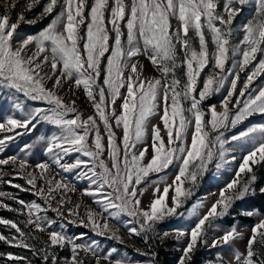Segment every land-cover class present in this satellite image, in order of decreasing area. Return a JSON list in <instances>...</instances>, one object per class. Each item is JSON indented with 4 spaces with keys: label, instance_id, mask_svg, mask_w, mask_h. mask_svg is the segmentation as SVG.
<instances>
[{
    "label": "snow or ice",
    "instance_id": "1",
    "mask_svg": "<svg viewBox=\"0 0 264 264\" xmlns=\"http://www.w3.org/2000/svg\"><path fill=\"white\" fill-rule=\"evenodd\" d=\"M249 2L47 0L38 19L55 12L50 23L38 34L21 39L18 28L25 21L24 13L41 0H27L15 19L12 12L19 7V0H5L0 11V89L14 90L48 107L26 110L18 103L15 107L22 118L9 116L0 122V131L22 128L30 132L37 124L46 122L58 132L39 138L45 141L50 162L33 167L27 158L0 159V184L33 192L43 201L26 202L0 191V197L16 200L22 206L11 208L0 201V208L25 215L24 224L31 229L25 232L18 222L0 218V225L18 233H0V242L30 249L34 256L41 257L42 264H87L88 255L95 257V264H130L125 258H114L116 248L99 255L95 242H76L86 233L71 237L53 225L64 229L66 220L79 223L99 236L123 243L118 229L109 221L119 222L127 216V224L131 225L129 235H143L147 242L157 223L185 215L178 210L194 195L198 176L207 171L214 159L218 161L217 169L230 163L226 156L233 149L226 145H250L234 179L221 189L207 212L202 216L199 213L202 201L188 209L189 215L198 218L195 226L189 232H177L175 238L189 237L179 264H190L198 244L206 243L207 227L212 221L225 216L235 200L254 192L253 165L264 162V125L225 137V132L236 129L250 117L264 114V0H257L255 18L245 25L243 38L239 43L233 42L238 5ZM149 67L158 75H148ZM49 81L51 88L47 87ZM226 84L220 110L216 105H205ZM61 91L64 95L59 94ZM77 92L86 96L94 109L92 114L85 115L77 107L76 99H65L69 93L76 97ZM153 118L160 123H153ZM4 145L5 140L0 139V152ZM74 153L79 155L71 163H62ZM53 165L66 172L85 169L79 175L94 187L84 190L82 196L92 198L99 211L81 203L73 204L68 194L77 189L65 178L57 179L58 172L51 175ZM4 166L14 170L30 187L5 180L12 172L5 171ZM171 172L175 175L168 183ZM242 174L247 178L243 179ZM186 182L190 185L187 188ZM149 188L152 199L144 207L142 198ZM65 213L73 219L68 220ZM35 233L48 237L41 241L43 246L39 249L28 243L41 240ZM163 235L167 237L169 233ZM243 238L244 234L233 227L213 240L211 246L223 248ZM66 247H70V258L61 260L57 250ZM233 255L235 264H264V218L252 226L245 251L234 249ZM0 257L6 261L27 259L2 252ZM209 264H224L223 257L218 256L216 262Z\"/></svg>",
    "mask_w": 264,
    "mask_h": 264
},
{
    "label": "rangeland",
    "instance_id": "2",
    "mask_svg": "<svg viewBox=\"0 0 264 264\" xmlns=\"http://www.w3.org/2000/svg\"><path fill=\"white\" fill-rule=\"evenodd\" d=\"M46 2L47 0H41V3L39 5L35 6L32 10L24 13L25 21L20 22V26L18 28V32L20 33L21 39L26 38L27 36L38 34L50 23L52 16L55 15V12L52 14V16H48L43 19H38L40 13L43 10V5ZM221 2L223 3V0H221ZM4 3L5 0H0V11H2V6L4 5ZM25 3H27V0H19V9L17 8L12 12L14 19L18 12L23 10V6ZM238 7L240 8V12L233 21L234 43H239V41L243 38L245 25H247L255 18L257 12V0H250L249 3L242 6L238 5ZM28 21L35 22L29 23ZM209 47L211 50V44L209 45ZM229 63H231V61ZM209 70L210 69H205V72H208ZM179 74L182 76V71ZM156 75H158V73H156ZM241 79H244L243 73L241 74ZM51 86L52 84L49 81L47 83V87L51 88ZM64 87L65 89H67L68 85L65 84ZM227 87L228 85L226 84L225 89H221L219 93H216L211 98H209L205 102V105H216L217 110L219 111L221 101L226 96ZM59 94L64 95V92L61 91ZM65 99H76L77 107L82 112H84L85 115L92 114L94 111L90 102L82 92H77L76 97H72L69 93L65 96ZM18 103L24 106L26 110L37 107H48V105H46L44 102L31 101L24 97L22 94L15 92L14 90L0 89V122H5L9 116H12L14 118H22L21 113L15 107V105ZM205 110L207 111V108H205ZM153 123H160V121L158 118H153ZM259 125H264V114H256L250 117L248 120L238 125L236 129H232L231 131L225 132V137H230L234 133L238 131H243L248 127ZM29 128H31V125H29ZM116 131L119 134L120 130L116 129ZM57 132L58 129L55 126L50 125L46 122H41L37 124L36 128L30 132L22 128H17L13 132L0 131V139L5 140V145L3 146L4 150L3 152H0V159L9 156L27 158L29 164L33 167L37 163H41L44 161L50 162L49 155L45 150V141H41L39 138L41 136L47 138ZM17 133H19V135H17ZM213 135H215V133H213ZM9 136H13L14 139H6V137ZM148 143H151L150 135ZM28 145H31L32 147L30 149L26 148V146ZM226 147L233 149V151L229 152L226 156L230 163L224 165L220 169H217L216 164L218 161L214 159L212 163L208 165L207 171L204 172L201 176H198L197 184L194 188V195L188 199L187 203L182 209L178 210L184 211L185 215L182 217H168L164 221L157 223L155 231L148 234L147 242H145V238L143 235H129L128 228L131 227V225L127 224V221L130 219L127 216H122L119 222H117L116 220L109 221L112 226L118 229V235L122 237L123 243L115 239H109L106 236H99L95 234L90 228L84 227L79 223L70 224L67 220L64 221V223L67 224L66 228L60 229L58 225H53V228L58 231L62 230L65 232L66 235L71 237H76L82 233H86V236H84L82 240H77L76 242L84 244H92L93 242H95L99 245V255H106L107 252L110 251L112 248H116L117 252L114 253V258H125L130 262V264H156V252L154 250L156 247H163L167 251L168 255L166 264H179L180 259L184 255V249L189 242V237L185 236L177 240L175 238L176 233L180 231L189 232L195 226V223L198 219L194 215H189L188 209H190L193 204H198L202 201L203 205L199 208V213L202 216L207 212L208 208H210L211 205L215 203L218 199L221 189H223L229 182H231L232 179H234L239 164L242 162V158L247 154V150L250 145L244 144L243 146H241L236 142H232L226 145ZM151 151L152 149L151 147H149V153H151ZM78 155V153H74L70 157H65V160L62 161V163H71ZM232 156L236 157L234 161L231 159ZM81 158L84 160L88 159L87 157ZM4 170L12 172L11 176L4 177L5 180L11 179L13 184H21L24 187H30L26 184V181L20 178V176L17 175V173L12 170L9 166H4ZM31 170L32 169L30 168L29 171ZM84 170L85 169L81 168L71 172H66L63 169H60L58 166L53 165V171L50 174L55 175L58 172L59 176H57V179L63 177L75 186L77 191L75 193L68 194L71 197L73 204L81 203L82 205L90 206L92 209L99 211V206L93 203L92 198L88 196H82L84 190L89 189L90 187H94L90 184V181L88 179L84 178L82 175H79V173H82ZM89 175H91V173H89ZM174 175L175 172H171L169 174L168 183L172 182V178ZM242 178L246 179L247 177L243 176L242 174ZM256 183L257 180H255V182L252 184L254 192H256ZM39 186L40 184L38 183V187ZM189 186L190 185L187 182L184 185L185 188ZM161 187H163V184H161ZM261 189H264V184L262 185ZM0 191L11 193L16 196L17 199H22L26 202H31L35 200L37 203L43 204L41 198L35 196L33 192L22 191L21 189L12 187L10 184H0ZM252 193L253 192H249L243 198L235 200L225 216L214 219L211 225L207 227L206 243L201 244V246L203 247L202 251L204 252V257L198 258V264H209V262H216L218 256L223 257L224 264H235L233 250L238 249L241 252L245 251L247 239L251 235L252 226L256 224L261 218H264V213L260 212L258 209H250L246 206L248 197ZM170 197L171 192L169 193V204H171ZM151 199L152 189L149 188V190L145 193L144 197L142 198V206L147 207ZM0 201H3V203H7L11 208L19 209L22 207L16 202V200H10L7 198L0 197ZM68 207H71V205H68ZM248 212H253L254 215H246V213ZM48 214L53 218H56L54 213L49 212ZM65 215L68 216V220L73 219V217L69 216L68 213H65ZM80 215L81 217L84 216L83 207L80 209ZM105 216H107V213H105ZM241 216L244 217L246 220H240L239 217ZM0 218L10 219L15 222H18L19 226L25 232L31 231V229L29 227H26L24 224L26 216L23 214L14 211H9L5 208H0ZM230 220H233V223L227 224V221ZM233 227H236L239 232H242L244 234L243 239L234 241L231 246L226 245L223 246V248H214L211 246L213 240L219 239ZM165 232L169 233L167 237L163 235ZM0 233H3L6 236H18V233H16L14 229H11L10 227L4 225H0ZM35 234L39 236L41 240H29L28 243L34 244L35 247L39 249L43 246L41 241H46L48 237L44 233ZM10 249L28 251L30 253V257H26L27 259L24 260L27 264L29 261H31V264H42L41 257L39 255L34 256L33 252L30 249L13 247L10 245H6L3 242H0V252L8 253L7 250ZM136 249H139L140 251L138 252L136 251ZM57 251L61 260H63L64 258H70V247L58 249ZM194 252L191 254L192 258ZM13 255L25 257L17 253ZM82 255L84 254L82 253ZM87 264H95V257L88 255ZM102 264H107V262H102Z\"/></svg>",
    "mask_w": 264,
    "mask_h": 264
},
{
    "label": "trees",
    "instance_id": "3",
    "mask_svg": "<svg viewBox=\"0 0 264 264\" xmlns=\"http://www.w3.org/2000/svg\"><path fill=\"white\" fill-rule=\"evenodd\" d=\"M253 173L256 176L257 183L255 184L256 192H253L246 202L247 208L258 209L260 212L264 213V192L260 191L262 185L264 184V162L256 164L253 166ZM240 220H246L244 217H239ZM251 221V220H250ZM233 220L227 221V224H232ZM203 247L199 244L198 248L193 254V258L190 261V264H198L199 257H204V252L202 251ZM156 264H166L167 262V251L163 247H156ZM8 253L12 254H21L25 257H30L28 251H22L17 249L7 250ZM37 263V262H35ZM0 264H27L25 261H6L5 257H0Z\"/></svg>",
    "mask_w": 264,
    "mask_h": 264
},
{
    "label": "bare ground",
    "instance_id": "4",
    "mask_svg": "<svg viewBox=\"0 0 264 264\" xmlns=\"http://www.w3.org/2000/svg\"><path fill=\"white\" fill-rule=\"evenodd\" d=\"M19 9V8H18ZM144 63L145 64H148V61H144ZM148 74H150V75H156V73H154L152 70H151V68L149 67V70H148Z\"/></svg>",
    "mask_w": 264,
    "mask_h": 264
}]
</instances>
